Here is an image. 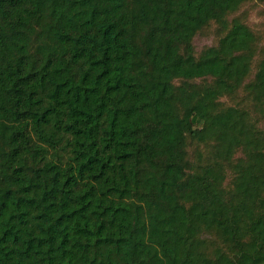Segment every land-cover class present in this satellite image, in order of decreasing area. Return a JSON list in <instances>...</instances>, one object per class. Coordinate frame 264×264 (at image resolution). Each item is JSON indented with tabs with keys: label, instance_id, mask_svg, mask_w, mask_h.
<instances>
[{
	"label": "trees",
	"instance_id": "16d2710c",
	"mask_svg": "<svg viewBox=\"0 0 264 264\" xmlns=\"http://www.w3.org/2000/svg\"><path fill=\"white\" fill-rule=\"evenodd\" d=\"M247 1L0 0V264H264Z\"/></svg>",
	"mask_w": 264,
	"mask_h": 264
},
{
	"label": "rangeland",
	"instance_id": "374dc122",
	"mask_svg": "<svg viewBox=\"0 0 264 264\" xmlns=\"http://www.w3.org/2000/svg\"><path fill=\"white\" fill-rule=\"evenodd\" d=\"M240 20L246 24L255 34L256 42L253 47V61L249 76H247L244 85L232 96H225L221 99L224 106H235L249 112L251 121L264 134V102H256L246 89V85L251 83L256 75L257 69L264 59V2L261 0H250L245 2L239 10L229 14L228 24L232 21ZM225 31L215 22L210 23L203 30L198 32L194 38V47L196 55H199L209 46H217ZM189 159L194 164L205 162L210 155V146L191 142L188 147ZM238 158L241 153H237ZM233 173L228 170L227 185L233 179ZM205 238L210 241V251L221 243L215 234H205Z\"/></svg>",
	"mask_w": 264,
	"mask_h": 264
}]
</instances>
